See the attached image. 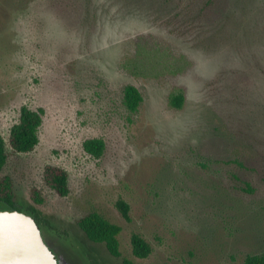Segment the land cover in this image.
<instances>
[{"label":"rangeland","instance_id":"rangeland-1","mask_svg":"<svg viewBox=\"0 0 264 264\" xmlns=\"http://www.w3.org/2000/svg\"><path fill=\"white\" fill-rule=\"evenodd\" d=\"M23 107L43 109L40 141L15 153ZM0 133L16 205L88 264H244L264 253V0H0ZM93 138L100 158L84 150ZM48 166L67 173V196ZM91 212L122 227L120 258L80 229Z\"/></svg>","mask_w":264,"mask_h":264},{"label":"trees","instance_id":"trees-1","mask_svg":"<svg viewBox=\"0 0 264 264\" xmlns=\"http://www.w3.org/2000/svg\"><path fill=\"white\" fill-rule=\"evenodd\" d=\"M159 54V50L154 52ZM131 61H128V63ZM136 69L139 67L136 64ZM135 73H139L135 71ZM186 101L185 93L182 90L174 91L169 96V105L172 108L182 109ZM143 96L140 90L134 85H126L123 90V106L129 114H136L141 104ZM43 109L34 111L29 107L21 109L19 122L15 124L9 135L10 146L15 153H30L35 150L39 144V130L43 122ZM84 150L93 155L95 158L103 156L106 149L105 140L102 138H93L85 141ZM9 153L6 147V141L0 133V211L1 210H19L22 208L16 205L14 184L10 175H3V171L8 163ZM45 178L47 183L55 189L62 197L69 194L68 175L59 168L48 166L45 169ZM33 200L37 204L43 203V199L39 191H33ZM118 210L121 212L124 219L130 221V206L129 204L119 199L116 203ZM34 217H40V213L36 210H27ZM42 218V217H40ZM36 219V218H35ZM46 221L44 218H42ZM78 225L85 233L86 237L95 244H103L109 254L115 258H120L121 243L119 236L122 232V227L110 222L97 212H91L82 217ZM48 226V225H47ZM133 253L136 257L145 259L152 252V247L140 234H133L132 239ZM125 264H132L124 259ZM244 264H264V253L248 255L245 258Z\"/></svg>","mask_w":264,"mask_h":264},{"label":"water","instance_id":"water-1","mask_svg":"<svg viewBox=\"0 0 264 264\" xmlns=\"http://www.w3.org/2000/svg\"><path fill=\"white\" fill-rule=\"evenodd\" d=\"M0 264H88L77 248L25 210L0 211Z\"/></svg>","mask_w":264,"mask_h":264},{"label":"flooded vegetation","instance_id":"flooded-vegetation-1","mask_svg":"<svg viewBox=\"0 0 264 264\" xmlns=\"http://www.w3.org/2000/svg\"><path fill=\"white\" fill-rule=\"evenodd\" d=\"M36 218V221H37V223L39 224V225H44V226H47L48 225V227L50 228V229H52L51 228V226L46 222V221H44L42 218H40V217H35ZM53 230V229H52ZM59 234V233H58ZM63 235V234H62Z\"/></svg>","mask_w":264,"mask_h":264}]
</instances>
